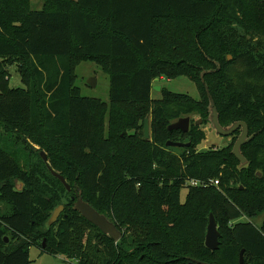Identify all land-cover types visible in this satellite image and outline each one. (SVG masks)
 I'll use <instances>...</instances> for the list:
<instances>
[{"label": "trees", "instance_id": "trees-1", "mask_svg": "<svg viewBox=\"0 0 264 264\" xmlns=\"http://www.w3.org/2000/svg\"><path fill=\"white\" fill-rule=\"evenodd\" d=\"M2 56L30 71L25 87L0 80V264H31L32 245L78 264H264V0H45L39 10L0 0ZM84 61L110 74L109 104L75 86ZM163 76H188L205 100L165 88L152 98ZM207 87L221 125L249 126L245 164L230 146L198 150L204 131L191 121L187 132L168 130L191 114L209 120ZM77 186L120 239L73 208ZM211 213L216 250L205 244Z\"/></svg>", "mask_w": 264, "mask_h": 264}, {"label": "rangeland", "instance_id": "rangeland-1", "mask_svg": "<svg viewBox=\"0 0 264 264\" xmlns=\"http://www.w3.org/2000/svg\"><path fill=\"white\" fill-rule=\"evenodd\" d=\"M43 4L44 0H31V8L33 10L42 9ZM206 23H208L207 20H202L200 22L201 25ZM27 63L28 62H24L23 60H19V62H16L15 58L11 57H0V80L3 78L2 80L5 81L7 78L10 87H25L21 75L29 73L30 70L28 69ZM75 72L77 76L75 80V86L79 87L80 94L82 96L99 98L107 102L108 104L110 103V74L106 72L99 64H96L92 61H84L76 66ZM6 75L8 76L6 77ZM91 78L96 79V86H91L89 84V80ZM155 83L156 85H159L162 88H165L173 93L184 94L181 95V98L184 100L190 99L200 101L203 98L205 100L203 87L200 84L192 81L188 76H181L175 79L163 77L157 79ZM2 86L3 85L0 82V88ZM151 95L152 98L158 99L162 97V92L161 90L152 88ZM207 95L208 97L211 96L210 98L213 99L208 87ZM124 107L129 111H135L137 109V106L134 104H125ZM212 115V106L210 108L208 121H205L203 115L197 113L189 115V117L191 118V125H198L199 128L204 131V138L201 140L198 146V150L206 151L210 149H220L227 146H230V148L233 150V146L241 134V129L239 130L240 132L235 139L234 135L222 136L216 131L214 127V124L212 122ZM175 121L177 120H173L172 123ZM198 121H202L201 124H197ZM231 125H227L224 127L227 128ZM36 133L38 134V131H36ZM187 191V188L182 189V201L185 200ZM263 218L264 215L261 218L257 219V223L261 222ZM123 230H125V227H123ZM30 260L31 264H78L77 260L69 259L64 255L44 252L43 249H41L37 245H32L30 247Z\"/></svg>", "mask_w": 264, "mask_h": 264}, {"label": "water", "instance_id": "water-1", "mask_svg": "<svg viewBox=\"0 0 264 264\" xmlns=\"http://www.w3.org/2000/svg\"><path fill=\"white\" fill-rule=\"evenodd\" d=\"M229 58H231V55L229 56ZM89 84L91 86H96V79L91 78L89 80ZM153 88L156 90H161V86L159 85H155L153 86ZM210 97H209L210 108L211 106L213 107L212 122L214 124L216 131L222 136H230V135H233L237 130L241 129V134L233 146L232 153L235 155L237 159H239V161L242 164H245L247 162V158L242 152V146L252 139V136L249 135L248 124L245 121L241 120V121H237L233 123L230 127H227V128L221 125L219 121V113H218L217 107L215 106L214 100L211 99ZM190 121H191V118L189 116L182 117L178 119L177 121L171 123L168 127V130L169 131L180 130L182 132H187L190 129ZM201 122L202 121H198L197 124H201ZM143 133H144V136H143L144 140L151 139V123H150L149 116L146 117L144 120ZM167 145L184 147V146L190 145V143L169 140L167 141ZM32 146L34 150H39L38 146L36 145H32ZM39 153L43 161L47 164L51 173L65 185L68 191H72L73 190L72 186L67 182L65 176L59 173L58 171H56L51 166L47 152L45 150H40ZM258 175H260V172L258 173ZM19 185L20 186H18V189H22L23 183H19ZM72 199L74 200L73 208L79 211L87 220H89L91 223L99 227L101 231H103L105 234L112 237L114 240H118L121 238L122 231L117 227V225L107 215L98 211L91 203H89L83 198L82 191L79 186H77L74 189V196H72ZM64 209H65V206L63 204L57 206L54 209L48 221V226L53 225L58 220V218L60 217ZM220 236H221V233L219 231L218 223L216 221L214 214L211 213L209 217V223H208L206 238H205V244L207 248H209L210 250L218 249L220 246ZM43 245L45 246V241ZM242 260H243V251L241 253V261ZM198 262H201L203 264H210L209 262H204V261H198Z\"/></svg>", "mask_w": 264, "mask_h": 264}, {"label": "built area", "instance_id": "built-area-1", "mask_svg": "<svg viewBox=\"0 0 264 264\" xmlns=\"http://www.w3.org/2000/svg\"><path fill=\"white\" fill-rule=\"evenodd\" d=\"M190 183H191V185H194V186H197V185H208L207 182L204 183V182H201L200 180H195V179L191 180ZM209 183L214 184V185H218L219 184V180L218 179H212V180H210Z\"/></svg>", "mask_w": 264, "mask_h": 264}, {"label": "crops", "instance_id": "crops-1", "mask_svg": "<svg viewBox=\"0 0 264 264\" xmlns=\"http://www.w3.org/2000/svg\"><path fill=\"white\" fill-rule=\"evenodd\" d=\"M44 1H45V0H44ZM43 6H44V4H43ZM163 77H164V76H163ZM163 77H160V78H163ZM157 79H159V78H157ZM157 79H155V80L153 81V86H155V85H156V83H155V82H156V80H157ZM161 89H162V87H161ZM19 186H20V185H19Z\"/></svg>", "mask_w": 264, "mask_h": 264}]
</instances>
